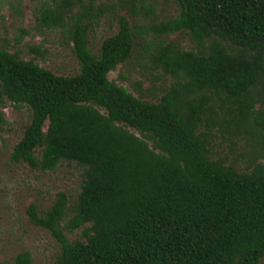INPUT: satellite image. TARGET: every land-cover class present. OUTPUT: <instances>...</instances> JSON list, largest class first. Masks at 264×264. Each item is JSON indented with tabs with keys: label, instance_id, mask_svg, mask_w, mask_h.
<instances>
[{
	"label": "trees",
	"instance_id": "1",
	"mask_svg": "<svg viewBox=\"0 0 264 264\" xmlns=\"http://www.w3.org/2000/svg\"><path fill=\"white\" fill-rule=\"evenodd\" d=\"M91 1L44 0L35 13L36 26L67 34L79 65L74 75L0 48V130L7 103L30 112L11 161L41 171L61 161L83 169L67 220L63 192L43 215L35 205L27 210L59 244L55 264H260L264 0H173L177 15L147 27L149 62L171 80L155 102L108 78L130 58L142 27L119 16L117 33L93 53ZM176 33L193 48L169 39ZM27 34L21 29L15 45ZM219 139L231 155L237 139L251 144L244 166L214 156ZM65 229H82L84 240L70 242ZM14 264H32L30 252Z\"/></svg>",
	"mask_w": 264,
	"mask_h": 264
},
{
	"label": "rangeland",
	"instance_id": "2",
	"mask_svg": "<svg viewBox=\"0 0 264 264\" xmlns=\"http://www.w3.org/2000/svg\"><path fill=\"white\" fill-rule=\"evenodd\" d=\"M88 2L89 0H83ZM93 0L90 2L96 14L91 21L89 32L90 48L97 53L106 38L118 31V17L124 16L131 27H142V36L135 43L130 58L108 74L109 80L126 88L135 97L149 102L157 101L162 91L169 86L170 79L155 69L146 53L148 43L153 41L147 27L154 21L159 23L174 18L178 7L173 0ZM44 0H0V48L10 52L19 51L20 58L33 61L56 75L72 76L78 72V62L72 51V42L59 29L36 26L35 13ZM135 4V8L133 7ZM152 10H150V8ZM137 10L132 16L128 9ZM97 13L102 15L97 17ZM28 31L22 41L15 45L20 30ZM184 49H192L187 34L176 33L169 36ZM38 48L41 54L33 49ZM6 124L0 130V264H14L15 257L28 251L32 264H55L61 248L50 232L30 222L27 210L35 205L43 215L60 192L66 194L68 206L66 219L72 215V207L77 201L83 169L73 162L61 161L52 171L33 169L25 163H14L10 156L15 144L21 139L25 127L30 122L29 109L15 108L7 103L3 108ZM46 129V125L44 126ZM132 133L139 136L134 130ZM237 153L229 152V142L217 140L213 147L215 157L225 158L238 167L244 166L251 144L238 140ZM151 146V142L147 141ZM242 154L244 158L241 159ZM64 224V223H63ZM70 242L84 240L82 229L73 232L64 230ZM260 264H264V258Z\"/></svg>",
	"mask_w": 264,
	"mask_h": 264
}]
</instances>
